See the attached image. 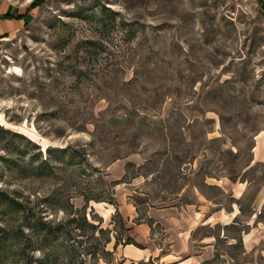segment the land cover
<instances>
[{
    "label": "rangeland",
    "instance_id": "obj_1",
    "mask_svg": "<svg viewBox=\"0 0 264 264\" xmlns=\"http://www.w3.org/2000/svg\"><path fill=\"white\" fill-rule=\"evenodd\" d=\"M36 1L0 0V14L26 15L0 19V127L20 137L0 138L11 161H0V190L55 224L86 217L96 225L88 247L100 227L126 234L116 211L141 244L131 212L144 218L195 195L212 204L193 234L211 241L208 264H264L257 0ZM67 146L72 161L46 154ZM46 157L52 171L31 174ZM122 248L113 264H160Z\"/></svg>",
    "mask_w": 264,
    "mask_h": 264
},
{
    "label": "trees",
    "instance_id": "obj_2",
    "mask_svg": "<svg viewBox=\"0 0 264 264\" xmlns=\"http://www.w3.org/2000/svg\"><path fill=\"white\" fill-rule=\"evenodd\" d=\"M258 3L264 10L263 1L258 0ZM37 4L35 0L31 8H34ZM25 16L6 13L0 15V19L23 20ZM0 138L14 139L20 137L16 133L0 127ZM26 144L31 145L30 142ZM34 149L37 150V153L33 157L36 159L41 157V151H38L39 148L34 147ZM52 153H59L69 161H72L77 152L72 150L70 146L62 149L46 150L47 155H51ZM49 158H40L37 168L30 167L31 174L36 172L42 176L48 174L45 173L46 170L52 171L53 166L49 162ZM0 161L3 164L11 163L8 158L1 156ZM17 170L18 172H22V169L18 166ZM1 176L2 173L0 171V178ZM14 193L0 190V264H86L88 262L87 259L90 260L88 264H97L99 261L113 264V261L116 260L115 254L119 245L123 247L132 245L143 249V246L136 243L131 235H129L132 229L125 226L124 220L117 211L115 216L123 233L126 234L120 238L115 230L100 227L95 247H88L84 245L86 242H84L83 238L87 237L89 239L86 233L88 230L96 229V225L89 223L86 217H81L79 221L75 217H72L55 224L40 214H33L31 210L28 211L16 199L17 197L13 196ZM106 201L110 202L109 199ZM14 216L17 219L13 221ZM141 222L151 226L152 220L138 215L134 223L140 224ZM72 225L74 226L71 227ZM71 241L76 243L77 246L70 245ZM112 242L113 248L109 251L107 246ZM35 253L39 254L37 258L33 257ZM208 262L205 261L203 264H208ZM116 264H123V262H117Z\"/></svg>",
    "mask_w": 264,
    "mask_h": 264
},
{
    "label": "crops",
    "instance_id": "obj_3",
    "mask_svg": "<svg viewBox=\"0 0 264 264\" xmlns=\"http://www.w3.org/2000/svg\"><path fill=\"white\" fill-rule=\"evenodd\" d=\"M178 198L176 203L158 209L152 208L147 212V218L152 220L151 226L144 222L134 224L133 221L138 218L137 212H131L126 217V220L134 225L135 231L141 237L140 245L143 246V249L132 245L123 247L122 254L125 258L133 261L156 258L160 264H203L208 260L211 241L208 237L195 241L193 234L206 222L209 214L207 213L208 215L205 216V210L208 211L212 204L209 201H201V197L192 195V202L181 203L178 206L182 200L181 197ZM155 226H159L162 231L159 241L153 234ZM161 245L166 246V252H162Z\"/></svg>",
    "mask_w": 264,
    "mask_h": 264
}]
</instances>
